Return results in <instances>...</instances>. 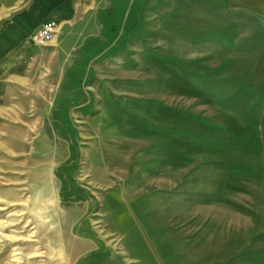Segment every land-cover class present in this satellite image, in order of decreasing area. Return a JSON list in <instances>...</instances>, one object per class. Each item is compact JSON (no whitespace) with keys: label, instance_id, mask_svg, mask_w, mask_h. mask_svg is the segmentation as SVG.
I'll return each instance as SVG.
<instances>
[{"label":"rangeland","instance_id":"obj_1","mask_svg":"<svg viewBox=\"0 0 264 264\" xmlns=\"http://www.w3.org/2000/svg\"><path fill=\"white\" fill-rule=\"evenodd\" d=\"M125 1L65 83L53 38L30 42L0 115V264H264L259 15Z\"/></svg>","mask_w":264,"mask_h":264},{"label":"crops","instance_id":"obj_2","mask_svg":"<svg viewBox=\"0 0 264 264\" xmlns=\"http://www.w3.org/2000/svg\"><path fill=\"white\" fill-rule=\"evenodd\" d=\"M227 1H241L246 6L245 0ZM248 1L252 5H248ZM127 7L125 0H0V115H4V105L13 108L19 105L21 76L27 74L30 58L35 56L29 54L28 49L37 29L48 22L55 23L52 43L58 44L59 50L54 57L62 66L52 69L51 74L58 75L62 84L66 82L68 62L75 60L77 64L84 44L92 39L99 41L106 28L113 33L114 25H117L113 19L120 11L127 12ZM246 9L259 15L264 28V0H247ZM124 17L127 20V13ZM123 34L128 36L127 25ZM45 53L47 58L53 57L50 56L53 53ZM253 87L264 89L256 84ZM49 104H53L52 100ZM13 117L9 122L17 121ZM15 137H20L19 129L17 135L11 136Z\"/></svg>","mask_w":264,"mask_h":264},{"label":"built area","instance_id":"obj_3","mask_svg":"<svg viewBox=\"0 0 264 264\" xmlns=\"http://www.w3.org/2000/svg\"><path fill=\"white\" fill-rule=\"evenodd\" d=\"M54 34L55 23L48 22L35 31L32 35V41L38 45L46 44L53 38Z\"/></svg>","mask_w":264,"mask_h":264}]
</instances>
